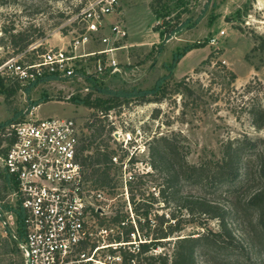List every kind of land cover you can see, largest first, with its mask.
<instances>
[{
	"label": "rangeland",
	"instance_id": "rangeland-1",
	"mask_svg": "<svg viewBox=\"0 0 264 264\" xmlns=\"http://www.w3.org/2000/svg\"><path fill=\"white\" fill-rule=\"evenodd\" d=\"M85 1L0 0V65L30 45L42 44L37 48V53L31 52L25 56L26 61L35 60L37 54L49 47L62 48L66 45L72 36L68 33L70 28L67 21ZM182 1V4H178L176 0H167L161 6H156V10L171 23L177 16L179 23L190 21V25L197 22L192 28L185 26L166 41L160 50L158 33L153 31V27L161 23L151 10L155 6L154 0H119V13L111 18L109 24H121L127 37L121 43L125 48L117 52L119 72L115 74L90 79L75 77L43 81L29 87L30 83L17 82L14 76L0 73V77L10 78L4 79L7 80L4 82L7 92L0 94V124L9 120L20 122L30 117L73 118L85 130L83 139H88L93 123L101 124V135L95 138L90 136L85 155L93 156L96 151H105L111 156L117 155L119 163L131 158L127 165V172L131 173V179L126 181L128 200L123 195V166L109 167L111 181L103 189L111 201L109 210L99 219L101 227L113 228L115 231L116 226L110 221L118 212L126 215L128 223L135 229H139V221L146 230L144 213H149L147 221L150 224L157 225L155 216L164 215L166 219L174 212L182 229L176 236L218 232L216 220H207L203 226H199L189 221L191 218L184 210L178 213L176 206L169 202L167 190L162 189L165 186L162 178L149 166L148 143L153 138L170 132L179 134L186 147L187 161L192 165L219 159L222 144L227 139L242 136L259 140V149L264 154V128L255 130L250 126L247 115L239 113V98L233 92L254 79L264 83V51H252L264 42V0ZM212 39L215 43L211 45ZM203 41L208 44L191 50L180 59L172 70V80L169 82L173 86L187 77V85L199 96L197 105L191 104L190 99L185 97L181 99L182 94L171 92L162 103H123L114 107L104 119L100 116L102 110L90 109L71 100L74 97L82 99L88 93H91L90 101L95 98L110 99L100 90L109 92L152 88L156 80L167 74L164 64L170 63L177 49ZM92 50L93 46L89 47L88 51ZM209 53H213L211 64L194 74V70ZM218 64L235 75L233 84L227 81ZM39 101L42 105L33 108L31 104ZM183 102L187 103L185 108ZM155 110H158L156 118L153 117ZM95 114L101 123L96 122L93 117ZM110 125H113V131L129 132L132 136H138L139 133L141 138L138 136L139 143L136 144L139 147L123 149L109 135ZM117 139L121 141V136ZM85 176L92 185L94 178L91 166L85 168ZM6 184V178L0 170V213L3 218L14 204ZM257 186L256 181H247L238 184L229 193L221 190L214 195L189 185L182 188L180 196L205 197L207 200L213 196L221 207L233 208V212L227 215L232 238L223 240L217 251L197 254L198 264H264V233L255 224V213L246 207L248 197ZM159 191H163V196ZM168 224L172 225V221ZM9 229L0 225V264H22L21 251L9 237L14 231L20 232V229L18 226L13 227L12 231ZM253 229L256 238L247 241ZM101 240H105L101 245L108 243L106 238ZM124 249L126 246L122 247ZM107 253L101 250L100 260Z\"/></svg>",
	"mask_w": 264,
	"mask_h": 264
},
{
	"label": "built area",
	"instance_id": "built-area-1",
	"mask_svg": "<svg viewBox=\"0 0 264 264\" xmlns=\"http://www.w3.org/2000/svg\"><path fill=\"white\" fill-rule=\"evenodd\" d=\"M119 8V0L83 2L67 21L72 36L66 45L49 47L35 60L26 61L25 56L37 53L42 44L30 45L3 62L0 73L14 76L17 82L32 83L44 77L90 79L119 72L117 52L125 48L121 43L127 32L121 24H109ZM214 43V39L210 40L211 45ZM91 46L94 50L88 51ZM84 132L73 118L59 117H30L0 127V170L8 180L6 186L14 203L5 218L0 213V225L12 231L17 226L15 210H21V230L10 236L21 251L22 264L122 262L117 253L99 258L101 250H114L121 244L109 242L113 228L99 225L111 200L106 190L93 188L85 178L79 155ZM110 135L123 149L139 147L137 135L117 130ZM129 161L119 163L117 155L111 156L113 166H123L126 200V181L131 179L127 172ZM104 238L108 243L101 245Z\"/></svg>",
	"mask_w": 264,
	"mask_h": 264
},
{
	"label": "trees",
	"instance_id": "trees-1",
	"mask_svg": "<svg viewBox=\"0 0 264 264\" xmlns=\"http://www.w3.org/2000/svg\"><path fill=\"white\" fill-rule=\"evenodd\" d=\"M167 0H154L155 6L151 7L153 14L161 20L157 26L153 27V31L158 33L160 39L161 50L163 44L171 39L175 34L181 31L185 26L192 28L193 24L188 25L190 21L179 23L177 16L174 22L165 20V15H160L156 10V6H161ZM182 4V0H176ZM207 41L192 43L177 49L171 58L170 63L164 64L167 74L160 77L149 89H132L130 91H109L100 90L101 93L107 94L110 99L95 98L90 101L91 93H88L84 98H71L78 105H83L90 109H100V116L104 119L108 117L109 112L121 104H129L130 102L137 103H162L169 93L183 95L190 99L191 104L197 105L199 96L194 90L187 85V77L169 85L172 80V70L180 59L186 53L193 49L204 47ZM252 51H264V42L256 46ZM213 53L199 64V67L194 70V74L198 73L199 69L209 66ZM217 65V64H216ZM220 70L224 71L225 77L230 84H233L236 77L233 73L228 72L225 67L219 65ZM56 80L52 77H44L29 84L30 86L37 85L43 81ZM4 78L0 77V94H5L7 88L4 85ZM28 87V88H29ZM11 91H13L11 89ZM9 92V91H8ZM239 105L237 106L239 113L247 115L250 126L255 130L264 128V83L254 79L249 81L240 90H233ZM46 102V101H44ZM41 101L33 102L32 107L38 106ZM187 103L183 102V108ZM158 110L154 111L153 117L156 118ZM96 122L99 117L95 114ZM12 122L6 121L0 124V127ZM92 124V123H91ZM93 123L91 125V134L88 139L84 138L81 141L79 155L80 164L83 167L84 173L87 166H91V175L94 178L93 188L103 189L108 186L111 178L108 170L111 164V155L105 151H96L93 156L85 155L88 151V140L101 135L103 126ZM109 135L113 131V126L108 127ZM180 135L170 132L166 135L153 138L149 141V166L162 178L169 195V202L176 206L177 212L181 213L184 210L191 218L189 221L195 222L199 226H203L207 220H216L218 222V232L206 231L202 234L186 236H176L182 229L179 227V220L174 212L167 216H155L157 225L150 224L147 221L149 213H144V223L146 230L138 221L139 229L128 223L126 215H120L118 212L111 218V223L116 226L114 234L109 238L110 243L121 244L116 249H105L109 254L118 253L121 256V264H198L196 261L197 254L210 253L217 251L218 246L223 240H229L233 236L232 229L228 223L227 215L232 213V207H221L214 201V195L218 191L229 193L238 184L247 181H256L258 183L255 191L248 197L246 207L255 213V224L260 232L264 233V154L259 149V140H251L247 136H242L234 139H227L222 144L221 157L213 161H204L197 165L189 164L186 158V147L180 139ZM133 163V161H132ZM86 178V176H85ZM87 179V178H86ZM6 181H8L6 179ZM185 185L197 187L200 191L210 192L212 199L207 200L205 197H184L180 196V192ZM104 190V189H103ZM163 196V191H159ZM168 204V202L165 200ZM16 222L18 228L22 227V212L19 208L15 210ZM196 218V219H193ZM172 221V225L168 224ZM168 224V225H167ZM152 228V229H151ZM247 236V241H253L256 238V231ZM9 235V231L7 232ZM10 237V235H9ZM16 244V243H15ZM124 244V245H123ZM126 246V250L122 247ZM168 248V250H166Z\"/></svg>",
	"mask_w": 264,
	"mask_h": 264
},
{
	"label": "crops",
	"instance_id": "crops-1",
	"mask_svg": "<svg viewBox=\"0 0 264 264\" xmlns=\"http://www.w3.org/2000/svg\"><path fill=\"white\" fill-rule=\"evenodd\" d=\"M192 69V68H191ZM191 69L189 70V72L191 71ZM42 105V104H39V106Z\"/></svg>",
	"mask_w": 264,
	"mask_h": 264
}]
</instances>
